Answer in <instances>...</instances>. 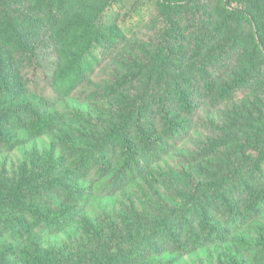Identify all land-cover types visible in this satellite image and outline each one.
Listing matches in <instances>:
<instances>
[{"label": "trees", "instance_id": "obj_1", "mask_svg": "<svg viewBox=\"0 0 264 264\" xmlns=\"http://www.w3.org/2000/svg\"><path fill=\"white\" fill-rule=\"evenodd\" d=\"M120 2L0 0V153L50 137L0 167V260L264 264V0H219L221 33L207 0H145L163 26L135 46Z\"/></svg>", "mask_w": 264, "mask_h": 264}, {"label": "rangeland", "instance_id": "obj_2", "mask_svg": "<svg viewBox=\"0 0 264 264\" xmlns=\"http://www.w3.org/2000/svg\"><path fill=\"white\" fill-rule=\"evenodd\" d=\"M143 1L145 0H124V2H120L113 5L107 11V15H109L117 9V11L119 12L118 22L120 25H122L121 27L124 29V33L130 37L129 40L132 44H134V46L136 45V42L138 43L139 40L148 41L150 38L156 37V33H157L156 30L160 29L163 26L162 16L157 12V10L154 8L152 4H148V5L146 4L145 6L139 5ZM207 1L209 2L210 11L212 13L211 18L207 17V20H209V23L212 24V28H214V30L216 29V31L218 32L220 25L224 22L223 21L224 18L218 15L220 2L219 0H207ZM235 4H236L235 2H231V6H234ZM191 11L194 13V15ZM191 11H186L185 16L190 20H194L195 10H191ZM245 27L247 28V26ZM214 30H212V35H218L217 32ZM218 40H221V36L218 38ZM109 64H110V59L107 58V60L103 61L102 66L95 67L96 66L95 65L94 67L96 68V71L94 73L95 76H93V78L101 79L107 77L111 71V66ZM97 105L98 104H96V102H88V103L80 102L79 99H77V97L74 96L67 98L65 101H62L61 103L58 104L57 107L60 111L63 109H72V110L77 109L83 113L89 111L95 114V112L99 110L97 108ZM202 111H206V108H204ZM202 111H200L201 116H203ZM200 130L201 129L199 128V130H195L192 133H197ZM196 135L197 134H193L190 137V139L185 141V143L179 149L180 153H185L192 147L191 142ZM49 142H50V137L43 136L41 138L30 140L27 143L22 144L18 148L14 149L12 152H1L0 167L1 165H4L7 168H11L12 166L19 163L25 157L29 149H31L32 147H37L42 151L44 150L45 147L49 145ZM178 154L174 153L172 156L169 157V159H166V164L171 163V165H169L171 169L177 165H179L180 168L184 167L182 164H177L180 163ZM129 191L132 194H134V196L137 197L138 200L137 202H135V204L139 209H141V211L149 207V203H147L145 199L139 198L138 195L135 192H133V189ZM116 198H119V196H117ZM114 200L115 199L113 198V196L96 198L92 200L91 212H89L91 215L90 217L94 219L100 213L105 214L107 212H111L112 205H114L115 203ZM151 200H153V198ZM60 237L61 236L53 237L47 235L45 239H47L48 243L50 244V242L53 243L59 241V239H61ZM190 259L192 260V258ZM0 264H6V262L4 261L2 262L0 260ZM7 264H19V262L13 260L11 263H7Z\"/></svg>", "mask_w": 264, "mask_h": 264}]
</instances>
